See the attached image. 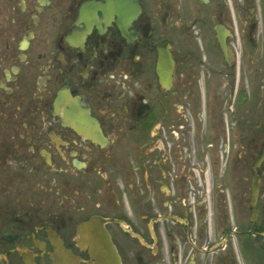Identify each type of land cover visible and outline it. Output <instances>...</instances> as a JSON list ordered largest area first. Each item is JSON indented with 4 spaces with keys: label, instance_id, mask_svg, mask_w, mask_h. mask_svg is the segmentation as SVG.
<instances>
[{
    "label": "flooded vegetation",
    "instance_id": "flooded-vegetation-1",
    "mask_svg": "<svg viewBox=\"0 0 264 264\" xmlns=\"http://www.w3.org/2000/svg\"><path fill=\"white\" fill-rule=\"evenodd\" d=\"M264 264V0H0V264Z\"/></svg>",
    "mask_w": 264,
    "mask_h": 264
},
{
    "label": "water",
    "instance_id": "water-1",
    "mask_svg": "<svg viewBox=\"0 0 264 264\" xmlns=\"http://www.w3.org/2000/svg\"><path fill=\"white\" fill-rule=\"evenodd\" d=\"M79 231L81 237L90 245L89 252L94 262L88 264H120L115 248L101 223L92 219L89 223L81 225Z\"/></svg>",
    "mask_w": 264,
    "mask_h": 264
}]
</instances>
